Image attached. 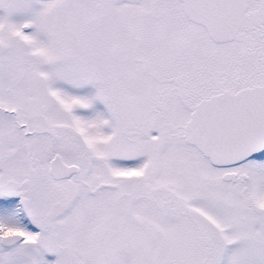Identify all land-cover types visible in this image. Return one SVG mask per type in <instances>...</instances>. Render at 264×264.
Listing matches in <instances>:
<instances>
[{
    "label": "snow or ice",
    "instance_id": "6c2138e0",
    "mask_svg": "<svg viewBox=\"0 0 264 264\" xmlns=\"http://www.w3.org/2000/svg\"><path fill=\"white\" fill-rule=\"evenodd\" d=\"M0 264H264V0H0Z\"/></svg>",
    "mask_w": 264,
    "mask_h": 264
}]
</instances>
